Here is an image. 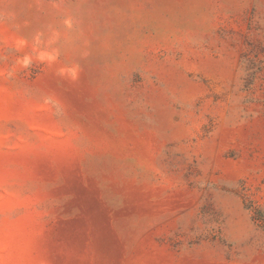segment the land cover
Here are the masks:
<instances>
[{
  "label": "rangeland",
  "instance_id": "rangeland-1",
  "mask_svg": "<svg viewBox=\"0 0 264 264\" xmlns=\"http://www.w3.org/2000/svg\"><path fill=\"white\" fill-rule=\"evenodd\" d=\"M0 264H264V0H0Z\"/></svg>",
  "mask_w": 264,
  "mask_h": 264
}]
</instances>
